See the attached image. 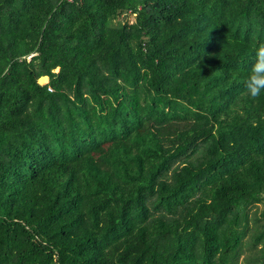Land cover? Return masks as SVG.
Here are the masks:
<instances>
[{
    "label": "trees",
    "instance_id": "1",
    "mask_svg": "<svg viewBox=\"0 0 264 264\" xmlns=\"http://www.w3.org/2000/svg\"><path fill=\"white\" fill-rule=\"evenodd\" d=\"M259 41L264 0H0V264H264Z\"/></svg>",
    "mask_w": 264,
    "mask_h": 264
},
{
    "label": "clouds",
    "instance_id": "2",
    "mask_svg": "<svg viewBox=\"0 0 264 264\" xmlns=\"http://www.w3.org/2000/svg\"><path fill=\"white\" fill-rule=\"evenodd\" d=\"M253 47L255 62L245 81L244 95L252 100H257L264 94V41L256 42Z\"/></svg>",
    "mask_w": 264,
    "mask_h": 264
},
{
    "label": "rangeland",
    "instance_id": "3",
    "mask_svg": "<svg viewBox=\"0 0 264 264\" xmlns=\"http://www.w3.org/2000/svg\"><path fill=\"white\" fill-rule=\"evenodd\" d=\"M57 70H58V69H57ZM43 80H44V81H43ZM39 83H40L41 85H46V84H48L49 82H48L46 79H42V78H41V79L39 80ZM259 207H260V209H261V208L264 207V205H260Z\"/></svg>",
    "mask_w": 264,
    "mask_h": 264
},
{
    "label": "crops",
    "instance_id": "4",
    "mask_svg": "<svg viewBox=\"0 0 264 264\" xmlns=\"http://www.w3.org/2000/svg\"><path fill=\"white\" fill-rule=\"evenodd\" d=\"M42 79H47V81L49 82L48 76H42Z\"/></svg>",
    "mask_w": 264,
    "mask_h": 264
},
{
    "label": "built area",
    "instance_id": "5",
    "mask_svg": "<svg viewBox=\"0 0 264 264\" xmlns=\"http://www.w3.org/2000/svg\"><path fill=\"white\" fill-rule=\"evenodd\" d=\"M49 91L51 92V91H52V89L50 88V89H49Z\"/></svg>",
    "mask_w": 264,
    "mask_h": 264
},
{
    "label": "bare ground",
    "instance_id": "6",
    "mask_svg": "<svg viewBox=\"0 0 264 264\" xmlns=\"http://www.w3.org/2000/svg\"><path fill=\"white\" fill-rule=\"evenodd\" d=\"M47 80V79H46ZM44 81V80H43Z\"/></svg>",
    "mask_w": 264,
    "mask_h": 264
}]
</instances>
